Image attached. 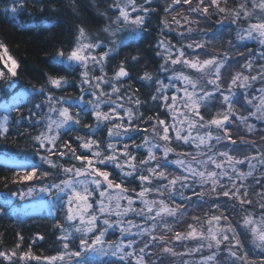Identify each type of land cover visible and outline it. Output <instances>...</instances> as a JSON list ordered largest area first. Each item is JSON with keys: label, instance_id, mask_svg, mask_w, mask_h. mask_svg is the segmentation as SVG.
I'll return each mask as SVG.
<instances>
[{"label": "snow or ice", "instance_id": "6c2138e0", "mask_svg": "<svg viewBox=\"0 0 264 264\" xmlns=\"http://www.w3.org/2000/svg\"><path fill=\"white\" fill-rule=\"evenodd\" d=\"M28 3L2 14L36 32L64 9L76 23L28 85L0 40V141L26 145L0 153V183L42 194L56 254L33 250L44 232L25 246L35 217L5 198L0 264H264V0Z\"/></svg>", "mask_w": 264, "mask_h": 264}, {"label": "trees", "instance_id": "16d2710c", "mask_svg": "<svg viewBox=\"0 0 264 264\" xmlns=\"http://www.w3.org/2000/svg\"><path fill=\"white\" fill-rule=\"evenodd\" d=\"M6 0H0V40H3L9 48V53L22 63V74L19 82V86L28 85L35 82L36 77L41 70H46V52L51 51L52 47L59 40L68 41L71 39L70 26L76 23L72 19L71 9H64L62 15L64 22L56 32L49 33L47 31H30L25 29H18L16 25L11 22L10 17H6L2 14V6ZM40 0H29L27 5L28 12L36 13L38 15V5ZM23 17L32 23H37L38 19L29 17L27 12L23 14ZM86 20L95 25L98 20L94 11L89 10L86 13ZM151 39V36L148 37ZM145 55L150 59L155 60L151 49L145 45ZM26 148L22 142L16 137H10L7 141H0V153H16L23 151ZM0 158L5 159L3 155ZM13 167L11 164L5 165L0 161V175L11 176L12 173L7 169ZM19 187V185H8L5 187L0 183V205H4V199L9 198L12 205L11 212H15L18 208L22 207L29 210V214L35 217L34 220H28L20 229L26 238L25 246H27L28 237L30 234L36 231L44 232L48 235V239L35 246L33 250L37 254L43 255H55L56 247L53 243V237L51 236L50 221L52 217L47 215V209L43 211L39 209V204L35 207L31 204H36L35 198L40 194H34V197L29 198V202H21L16 198L10 197L9 189ZM15 227L14 216L11 218L0 217V233H3V239L0 240V247H10L15 241Z\"/></svg>", "mask_w": 264, "mask_h": 264}, {"label": "rangeland", "instance_id": "374dc122", "mask_svg": "<svg viewBox=\"0 0 264 264\" xmlns=\"http://www.w3.org/2000/svg\"><path fill=\"white\" fill-rule=\"evenodd\" d=\"M249 43H253V44H254V42H249ZM0 68H3V64H2V63H0ZM0 161L3 162L4 159L0 158ZM41 195H42V194H39V195L35 198V201H36L35 203H36V204H31V205H34V206L36 207L38 204H39V205L42 204V201H41V199H40Z\"/></svg>", "mask_w": 264, "mask_h": 264}]
</instances>
